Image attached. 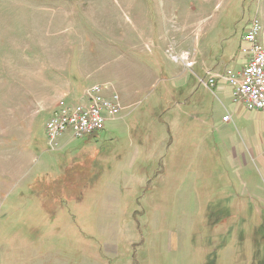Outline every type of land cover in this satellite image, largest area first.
<instances>
[{
  "label": "rangeland",
  "instance_id": "rangeland-1",
  "mask_svg": "<svg viewBox=\"0 0 264 264\" xmlns=\"http://www.w3.org/2000/svg\"><path fill=\"white\" fill-rule=\"evenodd\" d=\"M254 17L264 50V0H0V264H264V115L197 80L242 70ZM94 85L119 117L50 149Z\"/></svg>",
  "mask_w": 264,
  "mask_h": 264
},
{
  "label": "built area",
  "instance_id": "built-area-1",
  "mask_svg": "<svg viewBox=\"0 0 264 264\" xmlns=\"http://www.w3.org/2000/svg\"><path fill=\"white\" fill-rule=\"evenodd\" d=\"M262 26L254 17L243 33L239 45V55L243 58V68L237 73L229 69L205 71V76L197 78L198 85L214 90L224 83L230 90L231 104L244 111L259 112L264 115V50L258 42ZM186 66L194 64L188 55H182ZM123 110L119 96L104 95L102 86L94 85L83 91L77 101L66 104L59 102V109L52 112L44 124L46 142L50 149L59 146V140L67 133L73 140L99 133L107 122L119 117ZM231 116L222 117V123H229Z\"/></svg>",
  "mask_w": 264,
  "mask_h": 264
},
{
  "label": "crops",
  "instance_id": "crops-1",
  "mask_svg": "<svg viewBox=\"0 0 264 264\" xmlns=\"http://www.w3.org/2000/svg\"><path fill=\"white\" fill-rule=\"evenodd\" d=\"M239 55V54H238ZM243 58L242 57H240V55L236 58V63H237V67H239V68H243ZM227 67L225 66V67H223V69H226ZM214 69V68H213ZM205 71H212V69H205L204 71H203V74H204V76H205ZM214 71H219V70H216V69H214ZM237 73V72H236ZM203 76V77H204ZM202 77V78H203ZM197 78H199V77H197ZM201 78V79H202ZM198 86H200V85H198ZM203 87V86H202ZM205 88V87H204ZM206 89V88H205ZM105 90L106 89H104L103 91H104V95L105 96H108L107 94H106V92H105ZM207 91H209L210 93H211V95L212 96H214V97H216L217 99H218V101H217V99H215L214 101L216 102V107L217 108H222L223 110H225V111H228V110H230L231 111V114L232 115H234L235 113H238L239 111H237V110H241L240 108H238V109H236L232 104H231V102L230 103H228V98H229V96H230V90H229V88H228V86H226V84H224V83H219L218 85H217V87L214 89V90H208V89H206ZM66 95H68V94H64V95H62L63 97L62 98H60L61 100H63L66 104H71V103H73L74 101H77L78 99H79V97L81 96H77L76 98H75V100H73V101H70V100H68L67 99V96ZM223 96H225L224 98L226 99L225 101H223L222 99H220L221 97H223ZM69 101H70V103H69ZM202 102V101H201ZM57 109H59V103H57V105H55V108L51 111V112H54V111H56ZM243 110V109H242ZM51 112H50V114H51ZM223 124H228V123H223ZM220 126H222V131H225L226 129H228V127H229V125H221L220 124Z\"/></svg>",
  "mask_w": 264,
  "mask_h": 264
},
{
  "label": "trees",
  "instance_id": "trees-1",
  "mask_svg": "<svg viewBox=\"0 0 264 264\" xmlns=\"http://www.w3.org/2000/svg\"><path fill=\"white\" fill-rule=\"evenodd\" d=\"M178 90L181 92L182 89H178ZM185 94H186V93H185ZM185 94H184V95H185ZM181 95H182V94H180L179 96H181ZM200 102H201V100H200ZM49 115H50V113L48 114L47 117H49ZM225 116H226V115H225ZM196 118L199 120L200 117H197L196 115H194V117L192 118V120H190V119H189V120H190V121H194V122H195V121L198 122L197 120H195ZM189 120H188V121H189ZM198 123H200V124L203 123V122L201 121V118H200V120H199ZM193 125H195V123L190 124L189 126H193ZM97 134H98V133H95V134H92V135L86 136V137H84V138L81 139V140H88V139L90 140V139H92V138H96V137H97ZM83 154H86V153H83ZM92 186H93V185H92ZM92 186H91V187H92ZM88 188H89V187H88ZM88 188H87V189H88ZM83 192H84V191H83ZM83 192H82V193H83ZM41 198H42V196H41ZM41 198L39 197V200H40ZM81 199H82V196L80 197V200H79V201H81ZM79 201H78V202H79ZM220 202H221V201H220ZM220 202H219L218 204H216V206H215L214 208H213V206L211 207V208H213V210H215L214 212H217L218 210L221 209V206H218V205H220ZM60 207H61V205L56 209V212H58V209H61ZM52 213H54V211H53ZM58 213H59V212H58ZM240 223H241V221H240ZM240 225H241V224H240ZM260 228L262 229L263 227H260ZM252 229H253V228H252ZM236 232H237L238 235H240L241 232H242V230H239V231H236ZM233 233H234V232H233ZM233 233H231V234H233ZM226 234H227V233H226ZM231 234L228 232L227 235H231ZM241 235H242V234H241ZM226 246H227V241L225 242V244H224L223 246H221V247L219 246V250H222V251H223V250L225 249ZM207 261H208L207 264H210L211 260H207ZM211 263H212V262H211ZM212 264H213V263H212Z\"/></svg>",
  "mask_w": 264,
  "mask_h": 264
}]
</instances>
